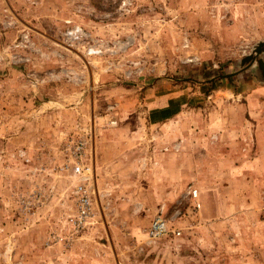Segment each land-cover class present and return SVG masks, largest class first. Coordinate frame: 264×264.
I'll list each match as a JSON object with an SVG mask.
<instances>
[{
  "label": "rangeland",
  "instance_id": "374dc122",
  "mask_svg": "<svg viewBox=\"0 0 264 264\" xmlns=\"http://www.w3.org/2000/svg\"><path fill=\"white\" fill-rule=\"evenodd\" d=\"M262 40L264 0H0V264H264V163L236 179L210 149L216 91L264 83L242 63ZM80 137L99 191L78 231ZM158 214L181 235L150 238Z\"/></svg>",
  "mask_w": 264,
  "mask_h": 264
},
{
  "label": "crops",
  "instance_id": "0c3cea01",
  "mask_svg": "<svg viewBox=\"0 0 264 264\" xmlns=\"http://www.w3.org/2000/svg\"><path fill=\"white\" fill-rule=\"evenodd\" d=\"M231 81L216 91L222 94L220 97L228 110L218 116L222 119L224 128L223 131L215 133L219 142L213 141V143L217 142L220 146L219 144L211 145L210 149L223 152L228 162L232 163L236 169V173H234L236 179L247 176L250 178L254 173L251 169L259 163H264V126L260 121L264 119V83L253 85V81L249 84H246L247 80ZM249 87L250 89H248ZM154 97H156L155 102L158 103V106L155 107L162 108V105L167 103L166 97L177 96L160 94ZM234 111H236V115L238 114V118L232 114ZM247 113H249L250 119H255L257 122L248 121ZM159 114L156 110L151 111L154 123L165 128L168 120L165 116H158ZM179 115L176 114L173 120ZM233 119L238 124H235ZM162 124L164 125L161 126Z\"/></svg>",
  "mask_w": 264,
  "mask_h": 264
},
{
  "label": "built area",
  "instance_id": "2783aa9c",
  "mask_svg": "<svg viewBox=\"0 0 264 264\" xmlns=\"http://www.w3.org/2000/svg\"><path fill=\"white\" fill-rule=\"evenodd\" d=\"M90 139L80 137L70 138L64 146V161L61 169L68 172L72 179L69 194L73 201L74 211L71 216V224L75 230H82L91 223L95 214L94 202L98 196L96 168L90 158ZM194 198L198 196V190L192 191ZM198 206L200 204L198 203ZM181 230L172 228L168 220L162 214L154 217L149 228L148 235L152 239H160L170 235H181Z\"/></svg>",
  "mask_w": 264,
  "mask_h": 264
},
{
  "label": "water",
  "instance_id": "95a60500",
  "mask_svg": "<svg viewBox=\"0 0 264 264\" xmlns=\"http://www.w3.org/2000/svg\"><path fill=\"white\" fill-rule=\"evenodd\" d=\"M262 54H264V40L259 41L255 45L253 53L246 56L243 59L242 63L247 64L246 65L247 68L248 66L252 65L255 61H258L261 67L264 69V62L263 59L261 58ZM243 69H245V67ZM243 69H241L240 71H243Z\"/></svg>",
  "mask_w": 264,
  "mask_h": 264
}]
</instances>
